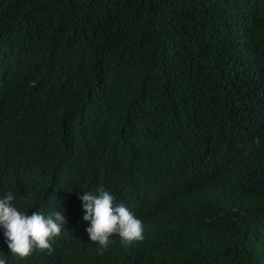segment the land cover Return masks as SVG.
I'll return each mask as SVG.
<instances>
[{"label":"trees","instance_id":"1","mask_svg":"<svg viewBox=\"0 0 264 264\" xmlns=\"http://www.w3.org/2000/svg\"><path fill=\"white\" fill-rule=\"evenodd\" d=\"M104 187L144 239L89 240ZM62 211L6 264H264V0H0V198Z\"/></svg>","mask_w":264,"mask_h":264},{"label":"clouds","instance_id":"2","mask_svg":"<svg viewBox=\"0 0 264 264\" xmlns=\"http://www.w3.org/2000/svg\"><path fill=\"white\" fill-rule=\"evenodd\" d=\"M14 199L12 192L0 198V227L4 229L10 253L23 259L32 255L34 250L51 252L50 241L65 230L63 210L47 216L40 212L27 215L18 211ZM79 199L85 211L83 219L89 222L85 231L101 252L107 249L113 236H118L124 245L144 239L143 222L124 204L117 203L116 197L104 187L97 188L95 193L86 191ZM0 264H6L5 259L0 258Z\"/></svg>","mask_w":264,"mask_h":264}]
</instances>
